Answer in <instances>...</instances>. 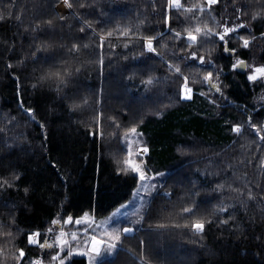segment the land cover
Listing matches in <instances>:
<instances>
[{"label": "trees", "instance_id": "1", "mask_svg": "<svg viewBox=\"0 0 264 264\" xmlns=\"http://www.w3.org/2000/svg\"><path fill=\"white\" fill-rule=\"evenodd\" d=\"M72 2L74 8L68 9L62 0H15L13 17L0 21V129H5L0 132V177L12 180L13 173L20 174L13 187L0 190V222L8 225L10 217H15L10 229L15 240L10 243L8 237H0V248L4 250L0 258L6 264H14L13 245L24 248L28 257L41 255L38 247L27 245V233L37 229L43 233L58 212L64 217L69 214L75 217L87 211L101 217L130 198L136 181L131 174L117 173L113 157L123 155L120 142L123 130L138 124L141 139L149 147L145 157L148 167L167 175L161 181L164 184L159 189L161 195L155 196L146 219L137 226L138 231L123 240V248L133 249L135 255L119 251L114 259L110 258V264H138L141 240L145 242L144 252L150 264H264V200L259 199L264 193V170L259 167L264 142L247 126L239 136L231 131L232 124L246 121L249 115L253 123L264 122V100L260 99L264 96V81L253 84L247 80V71H232L235 57L224 53L223 43L219 42L212 58L217 69L223 67L220 79L227 85L223 88L224 96L209 92L207 85L190 83L193 98L180 100L178 93L183 80H166L169 73L159 58L144 63L140 62L143 57L132 59L133 54L141 51L142 41H133L125 49L124 38L114 34L110 43L116 45L115 49L106 41L103 65L98 63L101 30L113 29L117 24L135 28L138 20H145L140 29L144 35L166 33L155 46L167 42L170 50L183 55L179 51L182 42L169 39L171 33L163 22L167 0H97L95 6L86 8L79 7L81 0ZM84 2L92 4L93 0ZM12 3L13 0H0V9ZM182 3L189 6L196 0ZM241 3L249 12L241 17L242 21H247L253 10L264 8V0H236L235 4L233 0H218L211 6L212 14L220 23L225 20L229 25L239 23L235 8ZM73 12L80 13V18H75ZM17 14L21 15L20 21L15 19ZM168 14L171 27L178 31L188 23L174 9ZM58 15L66 19L60 21ZM204 17L207 19V13ZM48 19H53L54 27L43 24ZM82 20L90 21L96 33L80 32ZM37 21L41 22V31L32 32ZM250 27L251 34L259 37L264 32V21L257 20ZM248 34L247 29L239 30V35ZM44 41L52 48L39 53V59L34 61L31 53ZM73 43H87L90 47H81L79 53L68 56L66 48L60 45L71 47ZM239 45L236 35L230 34L228 46L237 48L236 56L249 64H264V39L253 41L247 49ZM45 57L49 58L47 63ZM166 59L173 57L169 54ZM20 60L24 63H18ZM59 60H67L72 69L83 67L67 87L57 92L55 80L40 82L39 77ZM9 63L12 68L7 67ZM181 67L190 80L200 79L204 72L213 70L205 66L204 71L195 73L183 63ZM133 73L134 79H128ZM148 75L158 77L159 82L146 90L141 80ZM201 91L206 95H200ZM84 99L87 104L69 110L73 101L79 103ZM27 108L34 109L35 120L27 114ZM98 112L103 114L100 127L94 120ZM109 117H115L121 124L115 136L111 135L114 125ZM141 119L143 122L139 123ZM101 131L103 138L99 135ZM252 141L261 147L257 149ZM178 148L188 151H177ZM237 176L244 179H236ZM222 180L240 188L247 183L257 194V200L249 202L247 212L237 206L236 218L229 225L218 227L219 219L227 215L222 214L206 226L202 239L190 232L150 228L158 221L164 222L160 220L161 214L173 210L178 197L190 190L200 193L196 197L200 209L210 213L221 199L220 194L210 190ZM167 190L173 193L170 200L162 195ZM237 195L227 189L223 193L226 203H236L232 198ZM237 224L241 226L239 229H235ZM70 264H87V258L74 256Z\"/></svg>", "mask_w": 264, "mask_h": 264}, {"label": "snow or ice", "instance_id": "2", "mask_svg": "<svg viewBox=\"0 0 264 264\" xmlns=\"http://www.w3.org/2000/svg\"><path fill=\"white\" fill-rule=\"evenodd\" d=\"M14 2L9 5L6 9H0V21L5 19H11L13 17ZM64 7L68 9H73L74 4L72 0H62ZM97 3V0H93L92 4H87L84 0H81L79 7H93ZM218 3V0H196L189 6L182 3V0H167V9L164 13L163 22L168 33L170 40L180 41L183 46L180 47V53L183 55H178L175 51L168 48L167 42H162L159 47L155 46L157 40L163 41L166 33L157 32L155 35H144L140 30L141 26L144 25L145 20H138L135 28L131 25H120L117 24L115 28L108 29L107 31L101 30V34L98 35L99 39V49L100 56L98 63L102 66L104 62L103 49L105 42L109 41V47L115 49L116 45L110 43V39L114 36L123 39V47L127 49L129 44L133 41L143 42L142 49L139 53L132 55L133 60H138L141 57V63L146 60L159 58L160 62L166 66V71L169 73L165 79H180L182 78L183 84L180 86V91L178 93L180 100H191L193 98V89L190 87V83H201L207 85L209 92H215L224 96L223 88L227 85L223 84L220 79L223 75V67L221 66L217 69V66L212 58L213 52L216 50L215 46L219 43H223V52L226 54H232L234 62L231 64L232 71H243L246 69H251L247 74V80L250 83H258L264 81V64L255 65L249 64L245 60L236 56L237 48H230L229 38L230 34H235L236 38L240 41V47L243 49L249 48L250 44L257 39H264V32H261L259 37L252 35L253 29L250 27L257 20L264 21V8L258 10H253L249 19L247 21H242L241 17L248 16L245 5L241 3L235 8L236 21L239 23H232L229 25L228 21L225 20L224 23H220L219 20L212 14V5ZM236 3V0H233ZM155 10V5H153ZM174 9L184 17L186 23L185 27L178 31L171 27V16L168 14L170 10ZM207 13V19H205L204 14ZM73 16L77 19L80 18V13L73 12ZM60 21L66 19L63 15H58L57 17ZM179 19V17H177ZM17 21L21 20V15H15ZM49 28L54 27L53 19H48L43 22ZM247 29L248 35H239V30ZM27 30V29H26ZM87 30H92L96 33L93 25L88 20L81 21L80 32H86ZM32 32L41 31V22L37 21L31 28ZM203 44H211L213 47L203 49L201 46ZM14 47V45L10 46ZM61 48H66V54L68 56H73L80 52L81 47L87 49L90 47L89 44L85 43L83 45L73 43L71 47L67 45H60ZM52 48V45L44 41L36 45L35 50L31 53L34 61L39 59L38 54L41 52H47ZM202 52L206 54H201ZM151 54V55H149ZM171 55L173 60L166 59L167 55ZM49 58L45 57L44 62L47 63ZM125 60L128 59L127 56L124 57ZM91 62V61H89ZM18 63L23 64L24 61L20 60ZM183 63L186 67H191L195 73H200L204 71L205 66L211 67L213 70L204 72L202 78L191 79L189 75H186L181 67ZM12 64L7 65L8 68H12ZM83 65L72 69L67 60H59L54 65H51L42 75L39 77L40 82L47 80H55L56 90L60 92L63 88L67 87L71 78L74 74H78ZM135 73L131 74L128 79H134ZM159 82L158 77L154 75H148L145 79L141 80V84L146 90L150 89L151 86ZM35 88L36 85L34 84ZM17 88L19 94V78L17 77ZM200 95H206L205 92L201 91ZM226 99V97H225ZM264 100V96L260 97ZM210 102H215L210 100ZM87 99L80 101L79 103L73 101L70 104L69 110H78L82 105L87 104ZM99 103V101H97ZM21 108H23V103L21 102ZM27 114L32 120H35L34 109H25ZM102 113L98 112L94 118L97 127H100V119ZM159 115V113H157ZM114 125L112 136H115L117 131L121 129V124L115 117H109ZM139 121V123H142ZM245 126L249 127L255 132L256 137H258L260 142H264V122L259 124L253 123L252 116L249 115L246 121L241 123H235L231 126V131L234 134L242 135V131ZM43 129L44 125L40 124ZM5 131V129H0V132ZM90 135L95 136L96 133H90ZM101 138H103V132L99 133ZM142 133L138 131V124H132L130 127L123 130V134L120 136V142L123 146V155L117 158L114 155V160L117 164V173L124 175H132L133 179L136 181V188L133 189L132 199L122 203L119 207H116L107 217L102 220L97 221L94 214L90 212H84L81 216H73L69 214L67 217L57 213L54 217L50 226L44 230L42 233L39 229L27 233V245L36 246L39 248L41 255L34 257H28L26 251L22 247L15 246V252L11 254V259L14 264H70L74 256L86 257L87 264H110V258L114 259L115 255L119 251H127L130 255H135L134 250L131 248H123V240L131 236L133 233L138 231L137 226L142 225L143 221L146 219L148 212L152 208V203L155 196L161 195L159 192L160 188L164 187V184L159 182L158 178H163L167 174L165 172H155L148 167L145 157L149 153L148 145L141 139ZM256 143L257 149L261 147L260 143ZM243 147V145H242ZM177 151L187 152V149L178 148ZM255 155V153H253ZM248 163H252L251 160ZM259 167L264 170V156L260 158ZM228 168H233V165H228ZM203 175H219V173L203 172ZM233 175L236 176L235 171ZM246 176V174H245ZM20 178L19 173L12 174V180H8L4 177H0V190L11 188L14 186V182ZM236 179L243 180L244 177L237 176ZM195 186V182H193ZM257 187H260L257 184ZM229 190L238 195L232 199H235L236 203H226L223 193L225 190ZM245 189L247 191L245 192ZM25 193L28 189H24ZM213 193H218L221 196L219 202L212 206V211L210 213L203 212L200 209V201L196 197L200 196L199 192L188 191L182 193L175 204H173L171 211L165 214H161L160 220L155 225H150L156 229H169L178 230L180 232H190L193 236H198L201 239L206 231V226L213 223L222 214H227L226 218L219 219L218 227H225L230 224V222L235 220V210L237 206L240 209L247 212L249 202L257 200V194L253 192L252 188L248 186L247 183L244 184L243 188L234 186L233 183L227 181H220L216 183L214 188L210 190ZM162 195L171 199L173 195L171 190L164 191ZM259 199L264 200V193L259 195ZM177 204L179 205L178 210ZM229 209L232 211L229 212ZM264 210V206H262ZM15 224V217H10V222L8 225L0 222V237H8L9 242L15 240L13 232L10 230ZM74 226L73 230H69L68 226ZM8 231H4L5 228ZM241 226L239 224L235 225V229H239ZM19 232V229H17ZM41 236L43 240L41 242ZM259 240V237H257ZM144 241H140V253L138 257V264H150L145 252H144ZM54 249L55 251L51 256L45 259V250ZM4 256L3 248H0V257ZM0 264H6V261L0 258Z\"/></svg>", "mask_w": 264, "mask_h": 264}, {"label": "rangeland", "instance_id": "3", "mask_svg": "<svg viewBox=\"0 0 264 264\" xmlns=\"http://www.w3.org/2000/svg\"><path fill=\"white\" fill-rule=\"evenodd\" d=\"M247 71V73L248 72H250L251 71V69H246V70H243L242 72H246ZM159 179V182H161L162 181V179L163 178H158ZM132 193H133V191H132ZM132 199V194H131V196H130V198H128L126 201H124L123 203H125V202H127V201H129V200H131ZM122 204V203H121ZM120 205V204H119ZM119 205L117 206V207H119ZM115 209V208H114ZM114 209L113 210H111L108 214H106V215H104V216H101V217H96V219H97V221H100V220H102L104 217H107L112 211H114ZM73 227L74 226H72L71 228H69V230H73ZM42 242V241H41ZM55 250L54 249H51V250H45V256H46V258L45 259H47V258H49L50 256H51V254H53V252H54Z\"/></svg>", "mask_w": 264, "mask_h": 264}]
</instances>
